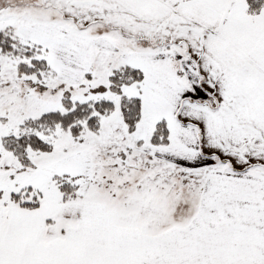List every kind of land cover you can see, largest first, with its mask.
<instances>
[{
	"label": "snow or ice",
	"instance_id": "6c2138e0",
	"mask_svg": "<svg viewBox=\"0 0 264 264\" xmlns=\"http://www.w3.org/2000/svg\"><path fill=\"white\" fill-rule=\"evenodd\" d=\"M0 264H264V0H0Z\"/></svg>",
	"mask_w": 264,
	"mask_h": 264
}]
</instances>
